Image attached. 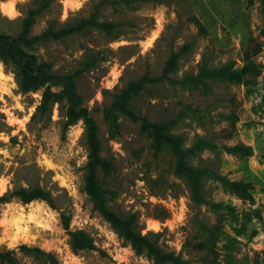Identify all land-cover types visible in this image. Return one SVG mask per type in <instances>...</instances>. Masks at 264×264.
<instances>
[{"label": "rangeland", "instance_id": "374dc122", "mask_svg": "<svg viewBox=\"0 0 264 264\" xmlns=\"http://www.w3.org/2000/svg\"><path fill=\"white\" fill-rule=\"evenodd\" d=\"M29 1L0 0V33L20 30ZM97 1L58 0L36 18L31 34L48 22L58 26L85 17ZM99 19L121 23L118 37L92 30L32 51L60 74L82 68L86 59L95 62L76 85L96 122L101 155L114 165L103 178L112 191L108 206L120 214L135 212L141 232L157 233L158 245L184 264H264V0H118L103 7ZM172 53L176 65L169 76L177 80L196 73L201 63H252L241 83L210 80L207 90H192L162 81L147 85L133 102L150 120H171L183 147L198 138L214 144L197 149L189 164L250 182L249 194L206 174L201 200L194 201L186 180L174 172L170 147L155 149L138 123L122 114L110 131L102 108L112 93L143 74L160 75ZM40 92L21 91L0 61V195L37 185L54 201V207L39 199L1 204L0 249H13L20 264H37L20 250L22 244L54 253L61 264H152L115 233L82 189L83 120L65 127V108L57 103L49 118H31ZM236 144L247 146L248 154L225 148ZM61 212L70 230L91 237L88 247L71 249Z\"/></svg>", "mask_w": 264, "mask_h": 264}, {"label": "trees", "instance_id": "16d2710c", "mask_svg": "<svg viewBox=\"0 0 264 264\" xmlns=\"http://www.w3.org/2000/svg\"><path fill=\"white\" fill-rule=\"evenodd\" d=\"M118 0H98L93 4L92 11L85 17L75 21L54 25L48 22L46 27L37 34H31L36 18L46 13L52 4L58 0H30L23 18L20 30L15 35L0 33V61L14 74L19 89L23 92L41 89L40 100L32 119L49 118L53 105L57 103L59 110L65 108V127L75 120L82 119L84 123V141L87 147L86 163L84 165L82 189L88 195L92 208L96 210L112 227L115 233L128 242L136 253L147 256L152 264H184L179 254L170 250H164L157 243V233H142L138 228V219L135 212L120 214L108 206V200L112 191L104 185L103 178L108 176L114 169L112 162L101 155V141L98 136L96 122L88 109L83 105L81 95L77 91V76L90 68L95 63L93 59H86L82 68L72 72L57 73L52 70L50 63L39 60L32 50L39 45H45L52 41H58L66 37L84 34L88 31L98 30L105 32L112 38L120 34V24L112 21L99 19L101 10L108 4L116 3ZM130 2L131 0H122ZM147 1V0H142ZM191 20L203 29L198 17L192 16ZM176 65V54L172 53L165 63L160 75L150 76L143 74L138 78L128 81L122 88L111 95L110 104L102 108V115L108 124L110 131L117 127L119 114L128 117L131 121L138 123L142 132L146 133L152 140L155 149L168 146L176 157L174 172L182 176L188 183L191 198L200 201V189L202 177L206 174L212 175L230 190L242 195L249 194L252 188L250 182L242 180H229L223 175L211 172L206 167H194L187 161V157L194 154L199 148L214 146L203 138H198L195 143L188 147L182 146V137L172 133L174 123L171 120L155 121L141 115L133 107L135 99L149 84L168 81L171 84H180L188 89L207 90L210 80L241 83L250 72L252 63H246L237 68L230 61L219 66L210 67L201 63L194 74L184 75L181 79H173L169 74ZM52 86L57 89L53 90ZM63 112V111H62ZM232 152L244 151L248 154V147L236 144L225 147ZM17 198L22 203L39 199L44 200L54 207L51 193L45 188L37 185L18 186L9 189L0 195V205ZM62 225L69 235V245L75 252L88 247L92 239L83 230H70L69 217L61 212ZM154 236V237H152ZM156 236V237H155ZM20 250L37 264H61L56 255L38 246L22 244ZM0 264H20L13 249H0Z\"/></svg>", "mask_w": 264, "mask_h": 264}, {"label": "bare ground", "instance_id": "6f19581e", "mask_svg": "<svg viewBox=\"0 0 264 264\" xmlns=\"http://www.w3.org/2000/svg\"><path fill=\"white\" fill-rule=\"evenodd\" d=\"M11 8V7H10ZM11 10V9H10Z\"/></svg>", "mask_w": 264, "mask_h": 264}]
</instances>
